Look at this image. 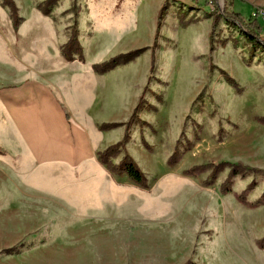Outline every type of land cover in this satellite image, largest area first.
<instances>
[{
  "label": "rangeland",
  "instance_id": "obj_1",
  "mask_svg": "<svg viewBox=\"0 0 264 264\" xmlns=\"http://www.w3.org/2000/svg\"><path fill=\"white\" fill-rule=\"evenodd\" d=\"M202 1L15 0L22 18L15 27L0 0V88L48 72L64 92L83 85L95 109L109 98L115 121L92 127L111 145L128 129L109 161L117 165L128 153L148 178L140 188L107 169L115 186L100 200L81 194L95 171L66 163L98 161L105 149H47V161L0 149V264H264V204L237 198L246 192L254 203L264 193V123L257 120L264 117V49L221 20L210 58L214 5L203 13ZM251 1L256 9L246 19L264 12V0ZM74 31L84 57L66 61ZM144 47L108 72L93 68ZM89 73L105 75L104 84L87 80ZM223 163L254 170L238 173L223 193L231 170ZM196 166L202 169L186 174Z\"/></svg>",
  "mask_w": 264,
  "mask_h": 264
},
{
  "label": "crops",
  "instance_id": "obj_2",
  "mask_svg": "<svg viewBox=\"0 0 264 264\" xmlns=\"http://www.w3.org/2000/svg\"><path fill=\"white\" fill-rule=\"evenodd\" d=\"M179 1L184 6L192 3L189 0H173L175 3ZM211 1L203 0L206 8H200V11H211ZM216 1L219 4V0ZM220 1L223 7L229 4V10L243 15L256 9L251 0ZM104 76L89 73L87 80L104 84ZM84 80L81 77V82ZM57 85L51 82V75L47 72V78H27L18 84L0 88V149H13L34 160L47 161V149H106L111 145L110 136L92 127L93 122L115 121V110L110 109L112 102L109 98L106 104L99 105L100 109H95L92 95H88L89 91H85L83 85L68 93L60 89L61 83ZM66 164L70 168L95 171L90 173L89 179H85L88 186L81 194L90 192L100 200L107 199L108 191L115 183L103 164L98 161Z\"/></svg>",
  "mask_w": 264,
  "mask_h": 264
},
{
  "label": "trees",
  "instance_id": "obj_3",
  "mask_svg": "<svg viewBox=\"0 0 264 264\" xmlns=\"http://www.w3.org/2000/svg\"><path fill=\"white\" fill-rule=\"evenodd\" d=\"M53 2V1H52ZM214 5V9L211 13L213 20H212V26L211 30L209 32V40H210V58H212V52L215 50V39L217 37V31L220 26V21L224 20L227 25H231L233 28L238 29L240 31V34H242L246 40H248L253 47H259L261 49H264V39H263V25H262V19L258 14L250 16L249 19H246L242 13L235 12L229 10L227 7H223L221 10L219 7V4L216 0L211 1ZM4 3L10 8L12 17H13V24L15 27H17L20 23L22 18L20 17L18 13V7L15 2V0H4ZM168 10V5L164 3L161 8L159 9L157 18H156V28H155V40H154V46L157 44L158 37L160 35L162 26H163V20L165 18V15ZM47 13V10L44 11ZM224 44H226V40L223 41ZM76 47L79 51V56L75 57L73 48ZM146 48H137L134 50H131L126 53H121L117 56L112 57L110 60L94 65L93 68L97 73L103 74L105 72H108L115 68L118 65L126 64L131 61H134L142 52H144ZM63 58L66 61H73L76 58L79 60H83V49L80 45V42L78 40V33L77 31H74L65 45L63 52H62ZM156 60L155 56V50H152V69L154 67V62ZM259 122L264 123V117H259L257 119ZM120 125V123H106L103 124L102 128H113ZM129 125H127V128ZM129 138V133L127 129L126 135L123 137L122 140L119 142L110 145L107 147L104 151L98 153V161L105 164L107 166V169L110 173L113 175H122L126 174L128 178L138 187L140 188H147L148 187V178L146 174L143 172L141 167L138 165V163L128 154L126 153L121 162L117 165L111 163L109 161V155L111 152L119 149L124 148L126 145V142ZM174 158V159H173ZM176 153H174L171 156V162L174 163L176 160ZM224 164H228L231 167L230 173L227 177V179L222 184V192L223 193H229L232 188V179L235 177L238 173L243 171H253L254 169H250L247 166L243 165L242 163L238 164H231V163H223L220 164L223 166ZM220 165L215 166L214 170L219 168ZM202 167L196 166L190 169L189 171H186V174H194L195 172L201 170ZM253 184L249 185V188H252ZM237 198L240 202H243L247 204L250 207H255L261 204H264V193L258 201L251 203L247 202L246 200V192H243L239 195H237ZM264 248V247H262Z\"/></svg>",
  "mask_w": 264,
  "mask_h": 264
},
{
  "label": "built area",
  "instance_id": "obj_4",
  "mask_svg": "<svg viewBox=\"0 0 264 264\" xmlns=\"http://www.w3.org/2000/svg\"><path fill=\"white\" fill-rule=\"evenodd\" d=\"M256 14H258L260 16V18L264 21V12L263 11H257L253 15H256Z\"/></svg>",
  "mask_w": 264,
  "mask_h": 264
}]
</instances>
